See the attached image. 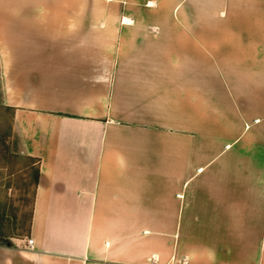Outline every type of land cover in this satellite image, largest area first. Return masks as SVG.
Instances as JSON below:
<instances>
[{"label": "crops", "instance_id": "obj_1", "mask_svg": "<svg viewBox=\"0 0 264 264\" xmlns=\"http://www.w3.org/2000/svg\"><path fill=\"white\" fill-rule=\"evenodd\" d=\"M0 87L39 174L0 264H264V0H0Z\"/></svg>", "mask_w": 264, "mask_h": 264}, {"label": "rangeland", "instance_id": "obj_2", "mask_svg": "<svg viewBox=\"0 0 264 264\" xmlns=\"http://www.w3.org/2000/svg\"><path fill=\"white\" fill-rule=\"evenodd\" d=\"M47 10L50 8H38ZM12 112L0 87V243L28 234L38 164L18 151Z\"/></svg>", "mask_w": 264, "mask_h": 264}, {"label": "built area", "instance_id": "obj_3", "mask_svg": "<svg viewBox=\"0 0 264 264\" xmlns=\"http://www.w3.org/2000/svg\"><path fill=\"white\" fill-rule=\"evenodd\" d=\"M33 245H34V240L33 239H29L28 242H27V246L32 249Z\"/></svg>", "mask_w": 264, "mask_h": 264}, {"label": "trees", "instance_id": "obj_4", "mask_svg": "<svg viewBox=\"0 0 264 264\" xmlns=\"http://www.w3.org/2000/svg\"><path fill=\"white\" fill-rule=\"evenodd\" d=\"M38 178H39V174H38V171L36 173V177H35V183L38 181ZM8 245H12L11 242H7Z\"/></svg>", "mask_w": 264, "mask_h": 264}]
</instances>
